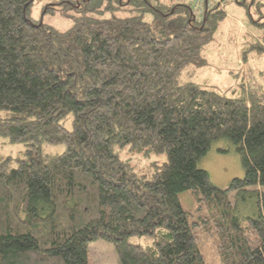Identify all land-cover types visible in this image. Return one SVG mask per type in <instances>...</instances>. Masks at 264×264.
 I'll return each instance as SVG.
<instances>
[{
    "label": "trees",
    "instance_id": "1",
    "mask_svg": "<svg viewBox=\"0 0 264 264\" xmlns=\"http://www.w3.org/2000/svg\"><path fill=\"white\" fill-rule=\"evenodd\" d=\"M37 1L71 25L33 18ZM225 16L218 4L197 22L179 0H0V137L26 147L0 161V264H89L97 240L119 264H206V242L216 264H264V77L233 97L191 80ZM219 140L244 170L224 189L198 166ZM124 149L161 158L136 173Z\"/></svg>",
    "mask_w": 264,
    "mask_h": 264
},
{
    "label": "rangeland",
    "instance_id": "2",
    "mask_svg": "<svg viewBox=\"0 0 264 264\" xmlns=\"http://www.w3.org/2000/svg\"><path fill=\"white\" fill-rule=\"evenodd\" d=\"M179 1L187 3L190 7L193 2V0ZM247 1L250 3V0ZM257 1L258 6L256 4L249 6V14L245 6L237 3L223 5L226 16L219 24L212 42L203 50L208 64L195 70L192 81L202 85L215 86L221 94L233 97L239 96L242 91L240 83L245 81V77H248V80L264 77L259 75V72H263L264 75V53L259 54L256 48L249 51L252 44L261 43L264 45V0ZM259 2L263 6L259 5ZM42 8V1L35 2L31 7V16L59 30H65L71 25V19L62 16L59 11L51 14L46 13ZM70 13L71 11H68V14ZM130 14H138V12L117 13L118 16ZM260 17L262 18L260 19ZM143 19L150 22L151 14L145 13ZM194 19L198 22L203 18L198 17L199 20H197L194 16ZM244 51L246 59H244ZM257 80L261 83L264 81ZM66 125L70 128V124ZM25 148L22 144H7L6 139L0 137V161L3 157L14 159L24 152ZM62 149V145L48 146L44 147V153L55 154ZM118 152L121 158L128 160L136 173L149 174L153 168L152 164L159 162L161 158L155 153L129 155L125 149ZM198 166L207 172L209 182L218 189L226 188L233 178L244 176L240 155L236 153L234 145L226 140L213 143L207 154L199 161ZM178 197L184 209L192 213L195 209V201L189 191L180 192ZM242 209L243 206L240 205V210ZM241 212L243 210L240 211V214L244 215ZM130 241L142 246L149 244L143 237H131ZM88 248L89 264H119L112 244L97 240L91 242ZM202 251L206 264L217 263V258L208 242L204 243Z\"/></svg>",
    "mask_w": 264,
    "mask_h": 264
},
{
    "label": "built area",
    "instance_id": "3",
    "mask_svg": "<svg viewBox=\"0 0 264 264\" xmlns=\"http://www.w3.org/2000/svg\"><path fill=\"white\" fill-rule=\"evenodd\" d=\"M230 1L231 0H193L191 8L195 18L199 20L198 17L204 18L205 13L214 6L219 4L222 7Z\"/></svg>",
    "mask_w": 264,
    "mask_h": 264
}]
</instances>
